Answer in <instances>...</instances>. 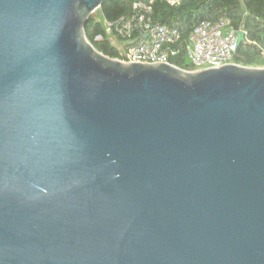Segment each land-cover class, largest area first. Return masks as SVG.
<instances>
[{
	"label": "water",
	"instance_id": "water-1",
	"mask_svg": "<svg viewBox=\"0 0 264 264\" xmlns=\"http://www.w3.org/2000/svg\"><path fill=\"white\" fill-rule=\"evenodd\" d=\"M105 1L0 0V264H264V68L108 58Z\"/></svg>",
	"mask_w": 264,
	"mask_h": 264
},
{
	"label": "trees",
	"instance_id": "trees-1",
	"mask_svg": "<svg viewBox=\"0 0 264 264\" xmlns=\"http://www.w3.org/2000/svg\"><path fill=\"white\" fill-rule=\"evenodd\" d=\"M135 2L150 5L153 24L177 32V41L169 46L176 52L169 59L172 66L191 71L186 53L190 34L201 22L214 24L226 20L235 31L244 33V40L236 48L233 63L264 68V0H106L90 15L85 28L86 39L97 52L121 61L125 48L139 41L142 36L139 32L129 40L114 34V28L130 17ZM104 21L109 24L110 34L106 33ZM115 43L122 47L119 49Z\"/></svg>",
	"mask_w": 264,
	"mask_h": 264
},
{
	"label": "built area",
	"instance_id": "built-area-1",
	"mask_svg": "<svg viewBox=\"0 0 264 264\" xmlns=\"http://www.w3.org/2000/svg\"><path fill=\"white\" fill-rule=\"evenodd\" d=\"M174 4V1H171ZM151 7L144 2H135L128 19L114 28V34L124 40L132 38L134 33L142 36L137 43L125 48L124 63L168 64L176 52L169 46L178 39L175 30L153 24ZM106 33L110 34L109 24L104 21ZM237 31L226 20L217 23L201 22L188 38L186 53L192 67L190 72H201L234 64L237 48Z\"/></svg>",
	"mask_w": 264,
	"mask_h": 264
},
{
	"label": "rangeland",
	"instance_id": "rangeland-1",
	"mask_svg": "<svg viewBox=\"0 0 264 264\" xmlns=\"http://www.w3.org/2000/svg\"><path fill=\"white\" fill-rule=\"evenodd\" d=\"M96 16V14H94ZM115 45L120 49L122 47V45L115 43Z\"/></svg>",
	"mask_w": 264,
	"mask_h": 264
}]
</instances>
